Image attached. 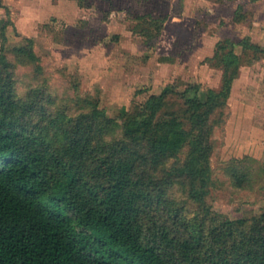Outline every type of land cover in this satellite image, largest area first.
Returning <instances> with one entry per match:
<instances>
[{
	"label": "trees",
	"instance_id": "1",
	"mask_svg": "<svg viewBox=\"0 0 264 264\" xmlns=\"http://www.w3.org/2000/svg\"><path fill=\"white\" fill-rule=\"evenodd\" d=\"M8 26L0 34V264H264V209L233 220L204 205L213 183L211 118L241 66L234 49L217 51L220 91L204 100L198 87L181 94L186 128L177 113L161 116L170 91L122 121L93 100L77 114H55L43 87L20 97ZM27 41L15 49L18 60L39 61ZM186 147V160L170 165ZM231 171L241 187L246 173ZM179 181L200 205L193 217L171 197Z\"/></svg>",
	"mask_w": 264,
	"mask_h": 264
},
{
	"label": "rangeland",
	"instance_id": "2",
	"mask_svg": "<svg viewBox=\"0 0 264 264\" xmlns=\"http://www.w3.org/2000/svg\"><path fill=\"white\" fill-rule=\"evenodd\" d=\"M7 22L18 95L43 87L55 114H77L93 100L122 121L151 96L170 91L160 115L177 113L190 128L181 94L198 87L204 100L208 91H220L217 51L223 44L234 49L241 66L227 104L211 118L213 183L204 205L233 220L264 209V53L239 44L264 49V0H0V34ZM28 39L37 62L17 58L15 49ZM188 150L170 165L184 162ZM232 168L247 175L241 187ZM171 197L185 202L192 217L200 211L180 181Z\"/></svg>",
	"mask_w": 264,
	"mask_h": 264
}]
</instances>
